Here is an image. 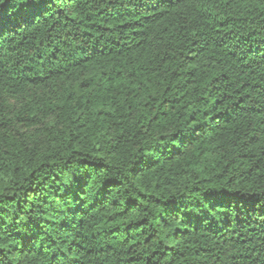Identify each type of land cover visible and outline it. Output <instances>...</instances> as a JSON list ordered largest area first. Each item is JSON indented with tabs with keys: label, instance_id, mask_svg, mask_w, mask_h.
I'll use <instances>...</instances> for the list:
<instances>
[{
	"label": "trees",
	"instance_id": "obj_1",
	"mask_svg": "<svg viewBox=\"0 0 264 264\" xmlns=\"http://www.w3.org/2000/svg\"><path fill=\"white\" fill-rule=\"evenodd\" d=\"M0 264H264V0H0Z\"/></svg>",
	"mask_w": 264,
	"mask_h": 264
}]
</instances>
